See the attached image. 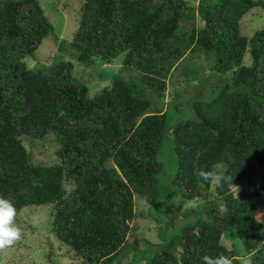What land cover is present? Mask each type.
<instances>
[{"label": "trees", "instance_id": "16d2710c", "mask_svg": "<svg viewBox=\"0 0 264 264\" xmlns=\"http://www.w3.org/2000/svg\"><path fill=\"white\" fill-rule=\"evenodd\" d=\"M254 8L264 0H85L73 57L107 66L124 53L123 65L139 72L91 96L72 60L25 62L54 29L40 1L0 0V195L11 194L18 215L50 206L49 232L73 264H122L142 243L135 196H160L169 137L173 183L203 205L194 221L151 243L143 264H204L220 252L240 264L224 238L264 264V27L249 34L245 22ZM193 80L210 91L188 101L194 117L171 121L180 98L165 100L171 82ZM148 90L163 106L153 107ZM49 139L58 161L36 162L25 140ZM213 166L232 183L201 181L198 171Z\"/></svg>", "mask_w": 264, "mask_h": 264}, {"label": "rangeland", "instance_id": "374dc122", "mask_svg": "<svg viewBox=\"0 0 264 264\" xmlns=\"http://www.w3.org/2000/svg\"><path fill=\"white\" fill-rule=\"evenodd\" d=\"M39 1L54 29L43 40L35 53L25 58L29 68L37 69L48 65L54 59H70L75 63V76L80 82L85 83L89 87L91 96L96 95L116 75L126 79H134L138 76V71L123 65L125 60L124 53L107 66L98 60L91 64H86L73 57L75 56V51L69 44L78 29L81 6L85 0ZM245 18L247 23L246 32L249 34L264 27V9L262 8L250 10ZM56 55L57 58H55ZM184 85L185 87L183 88ZM209 85V82L202 83L193 80L188 84L180 81L179 85L173 88L171 82L165 100L171 101L174 96L180 97L172 103V110L169 112L171 121L194 117L188 101L203 96L204 92H209ZM179 89H182V96L176 95V91H179ZM146 95L152 100L153 107L163 106L161 100L156 98L152 91L148 90ZM166 107L167 103L165 104ZM43 142L45 141H36L37 144L32 146L28 140H25L26 146L33 152L34 160L43 162L46 165L58 161L55 156L57 144L51 139L46 141V143ZM159 158L164 165V170L159 176L160 196L152 202H149L141 195L135 196V209L138 218L135 219L133 224L137 227L136 233L138 237L142 238V243L138 250L125 254L122 264H128L138 259L140 260L138 261L139 263H145V260H141V258L153 253L150 250L151 243H161L162 238H166V233H171L183 223L194 221L199 217L197 213L201 211L200 206L203 205V202L183 198L182 189L173 183L178 170V160L172 138H166ZM261 207L264 210V197L261 199ZM193 209H197V212H193ZM17 222L23 229L22 238L13 246L0 250V264H73L72 260L64 254L60 242L49 232L51 223L50 206H26L17 215ZM173 224L174 226L172 227ZM261 232L264 235V229L260 231V234ZM223 241L229 247L233 246L232 243L236 244L238 251L242 247V242L239 239L232 241L224 238ZM140 249L141 251H139Z\"/></svg>", "mask_w": 264, "mask_h": 264}, {"label": "clouds", "instance_id": "9594fccd", "mask_svg": "<svg viewBox=\"0 0 264 264\" xmlns=\"http://www.w3.org/2000/svg\"><path fill=\"white\" fill-rule=\"evenodd\" d=\"M201 181L214 185L217 188H222L225 183L231 184L233 178L225 175L222 171L213 166L210 170L200 169L197 173ZM17 208L13 202L11 194L8 196L0 195V250L13 246L21 240L23 229L17 222ZM242 258L240 264H254L252 256L241 247ZM204 264H233L230 255L220 252L216 255H204Z\"/></svg>", "mask_w": 264, "mask_h": 264}]
</instances>
